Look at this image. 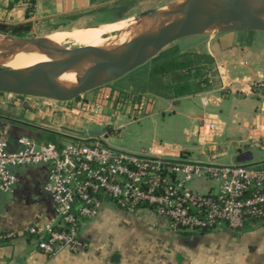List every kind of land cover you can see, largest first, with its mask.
<instances>
[{"label":"crops","instance_id":"1","mask_svg":"<svg viewBox=\"0 0 264 264\" xmlns=\"http://www.w3.org/2000/svg\"><path fill=\"white\" fill-rule=\"evenodd\" d=\"M32 1L34 5L31 0H0V22L21 24L49 19L52 23L70 20L81 24L88 19H108L107 14L124 19L171 7L184 0ZM188 39L192 48L187 52L204 54L210 59V64L203 65L209 70L208 87L205 91L173 98L163 89L153 88L143 94L137 92L140 85L130 86L126 92L134 96L136 103L144 104L149 118L172 116L175 132L168 137H154L153 144L137 155L147 153L157 144L165 146L173 159L215 165H228L221 159L231 151L229 160L237 164L235 149L242 152L239 147L250 140H264L254 131L257 113L263 103L252 95L249 84L264 76V32H216ZM102 92V96L111 98L118 94L112 88ZM15 105H21L18 109L21 111L15 113L18 118L0 116V132L7 135L11 150L19 149L17 141L23 136L47 143L52 142L50 134L62 135L52 124L61 113L49 111L50 107L52 110L60 107L35 98L20 105L15 102ZM206 111L218 114L224 126L223 135L215 143L216 148L203 151L195 134L199 119ZM142 112L131 109L126 114L140 121ZM109 123L112 125L107 126ZM114 125L111 120L103 126L102 131L107 137L109 127ZM250 153L255 159L247 163H264V146L250 150ZM49 170L47 165L14 170L17 184L14 191L2 199L0 232L16 236L0 244V264H264V223L246 224L240 230L222 226L204 234L174 233L169 228V221L154 210L128 212L111 202L104 205L97 219L84 224L81 235L84 248L76 253L63 250L55 256H47L29 238L26 229L54 221V205L44 191ZM199 181L205 182L206 187L202 190L189 188L202 194L216 190L214 182Z\"/></svg>","mask_w":264,"mask_h":264},{"label":"built area","instance_id":"2","mask_svg":"<svg viewBox=\"0 0 264 264\" xmlns=\"http://www.w3.org/2000/svg\"><path fill=\"white\" fill-rule=\"evenodd\" d=\"M249 84L252 95L263 103L254 131L264 137V76ZM58 104L63 107L52 113H61V117L52 124L64 137L60 145L38 143L23 136L17 141L19 149L11 150L7 135L0 132V205L17 184L15 169L50 167L44 191L53 202L54 221L26 229L43 254L55 256L63 250L76 253L84 248L82 228L100 216L107 202L128 212L154 210L169 221L174 233L222 226L240 230L246 224L264 223L262 164L215 165L176 160L165 146L157 144L137 155L111 148L105 143V132L101 136L89 132L88 137L71 138L70 128L77 125L78 118L103 127L111 121L108 110L117 113L134 109L141 113L144 104L123 94L76 105ZM223 126L218 114L204 112L195 134L198 145L207 148L216 143L223 135ZM199 180L214 182L216 190L202 194L189 188L190 183ZM15 236L0 232V244Z\"/></svg>","mask_w":264,"mask_h":264},{"label":"water","instance_id":"3","mask_svg":"<svg viewBox=\"0 0 264 264\" xmlns=\"http://www.w3.org/2000/svg\"><path fill=\"white\" fill-rule=\"evenodd\" d=\"M183 2L173 7L167 15L159 16L160 19H167L172 23L170 30L145 34L123 51L112 50L111 52L115 54L113 59L92 57L85 61L74 49L56 48L46 40V37L38 39L6 37L19 44H25L27 48L35 47L61 55L64 68L77 63H85L87 66L84 69H77L83 77L78 78L72 90L63 89L50 82H41L26 69L14 71L18 77L11 78L8 76L11 70L0 66L2 68L0 69V93L46 99L57 103H71L85 93L117 82L143 67L171 44L202 34L207 28L209 31L219 30V32H264V21L256 16V13H259L258 6H261L264 11V0H186ZM251 4H253V10ZM90 64L93 67H89ZM111 125L112 123H109L107 126ZM91 134L101 136L104 131ZM263 146L264 140H250L239 147L242 152L235 149L234 153L237 155L235 162L245 164L254 160L250 150L260 149ZM214 147L216 148L215 143L207 146L209 150ZM207 148L203 147L202 150L205 151Z\"/></svg>","mask_w":264,"mask_h":264},{"label":"rangeland","instance_id":"4","mask_svg":"<svg viewBox=\"0 0 264 264\" xmlns=\"http://www.w3.org/2000/svg\"><path fill=\"white\" fill-rule=\"evenodd\" d=\"M186 1V0H184ZM182 3V2H180ZM178 3V4H180ZM184 3V2H183ZM177 4L166 7L164 9L158 10V11H152V12H145L138 15H132L129 17H126L124 19H116L118 15L116 14H107L108 19H88L85 22H82L81 24H74L70 20L69 21H59L52 23L49 19H41L37 22H32V29L30 33H28L25 37V39H38V38H44L48 37L50 35H53L55 33H73V32H85L86 29L90 28H109V29H117V27H122L125 24H128L130 21L139 22L142 19H157V15L154 13L159 14L160 12H167L170 11L173 7H175ZM164 10V11H163ZM152 14V15H151ZM3 23V22H1ZM128 30H131V26H123ZM219 32V30H213L209 31L207 28L206 31L202 34H213ZM120 33L118 31L114 33L113 36H117ZM6 37H12L10 35L0 36V38H3L6 41H10V39ZM104 38L101 42H107L106 40L108 38ZM16 38V37H14ZM122 39L121 37L117 38L116 40ZM192 46L189 43V39H182L178 41L176 44H171L166 49H164L157 57L149 61L147 64H145L143 67L138 68L134 72L126 75L122 79L118 80L117 82H114L110 85H107L105 87H102L100 89L94 90L89 93H85L81 95L76 101L71 102V105H76L77 103L84 101H94L99 100L103 95V90L106 88H112V90L118 94L123 95H129L130 92H126L127 89H129L132 85H140L137 90V92H141L145 94L148 92L150 88V82L148 74L149 69H153L157 67L158 65L162 64L165 61H168L178 55H182L183 57L186 55H192V52L186 51L191 49ZM186 51V52H185ZM185 52V53H184ZM183 53V54H181ZM204 54H199L197 64L199 66H203L207 63L206 59L204 58ZM2 69V68H0ZM165 83L163 82L160 86L165 87ZM156 86V84L152 85ZM153 88V87H152ZM160 89V88H159ZM134 97V96H133ZM27 97H21L13 94H1L0 93V116H8L12 118H18V115H15V113H18L21 110V103L26 101ZM42 101H45L49 104L55 105V107H63L60 106L61 104H58L57 102L42 99ZM15 102H17L20 106H16ZM63 104V103H62ZM4 107V108H2ZM157 108V106H156ZM145 109V108H144ZM52 111V107L49 108V111ZM128 109L124 110H118L117 113L111 110H108L109 117L111 120L115 122L114 127H109L107 133L108 137L107 140L105 139V143L109 145L111 148L115 150L125 151L129 153H141L144 152L145 149H147L151 144H153V138L160 136L162 137H168L170 134H174L173 130V120L172 116L170 114H165V116H153L149 118L147 116L148 110H143L140 118V121H136L135 117L131 118V116H128L126 113L128 112ZM14 113V114H13ZM20 115V114H19ZM135 115V112H134ZM48 124H51V121H48ZM69 123V122H67ZM118 126L125 127L120 131V129H117ZM116 130L114 131V129ZM103 127L97 125V124H87L85 121L77 119V125L75 127L70 128V135L69 137L75 138L76 136L80 137H88L89 132H98L102 131ZM56 130V129H55ZM226 130V128H225ZM120 131V132H119ZM232 157V152L223 157L221 159V162L223 164L232 165L234 164V161H230L229 158ZM202 161H207L204 157H199ZM220 162V163H221ZM189 187H199L201 190L202 188H205V182L202 181H195L188 185Z\"/></svg>","mask_w":264,"mask_h":264},{"label":"bare ground","instance_id":"5","mask_svg":"<svg viewBox=\"0 0 264 264\" xmlns=\"http://www.w3.org/2000/svg\"><path fill=\"white\" fill-rule=\"evenodd\" d=\"M252 10L254 9L251 4ZM164 11V10H163ZM257 17L264 21V11L258 6ZM167 12H160L157 19H142L139 22L130 21L123 26H131V30L125 27L117 29L95 28L85 32L55 33L46 40L56 48L74 49L83 60L90 58L113 59L115 54L112 50L123 51L136 43L143 35L161 31H168L172 28V23L167 19H160V15H167ZM120 33L111 37L114 33ZM1 36V35H0ZM107 42H101L104 38ZM121 37L122 39L116 40ZM64 60L61 55L46 52L39 48H27L25 44H19L13 40L6 41L0 38V66L11 70L8 76L18 77L14 71L26 69L41 82H50L66 90H72L79 77L77 69H84L87 65L74 64L67 68L62 67ZM89 67H93L90 64Z\"/></svg>","mask_w":264,"mask_h":264},{"label":"trees","instance_id":"6","mask_svg":"<svg viewBox=\"0 0 264 264\" xmlns=\"http://www.w3.org/2000/svg\"><path fill=\"white\" fill-rule=\"evenodd\" d=\"M31 3L34 5V1L31 0ZM33 8H30V11ZM32 29L31 22H25L21 24H6L0 22V34L1 35H10L16 38H25ZM184 55V54H183ZM198 56L196 54L192 55H178L168 61L163 62L157 67L153 68L149 74L150 88H160L164 91H168L173 98H180L187 95L195 94L200 91H205L208 87V73L209 70L206 67L199 66L197 64ZM207 61L206 64H210V59L204 57ZM165 83V87H161L162 83ZM153 87V88H152ZM52 142L56 145H60L63 140V136L59 134L52 133L50 134ZM264 167V163H262ZM213 230H201L198 232H183L190 234H204ZM31 240L35 241V237L30 236ZM8 241V240H6ZM3 241L1 243H4Z\"/></svg>","mask_w":264,"mask_h":264}]
</instances>
